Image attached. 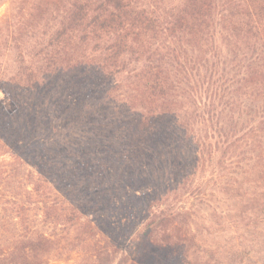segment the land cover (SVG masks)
<instances>
[{"label": "trees", "instance_id": "1", "mask_svg": "<svg viewBox=\"0 0 264 264\" xmlns=\"http://www.w3.org/2000/svg\"><path fill=\"white\" fill-rule=\"evenodd\" d=\"M0 264H264V0H0Z\"/></svg>", "mask_w": 264, "mask_h": 264}, {"label": "rangeland", "instance_id": "2", "mask_svg": "<svg viewBox=\"0 0 264 264\" xmlns=\"http://www.w3.org/2000/svg\"><path fill=\"white\" fill-rule=\"evenodd\" d=\"M9 10V3H5L0 6V20L8 13ZM58 264V263H53ZM59 264H75L73 261L71 262H61Z\"/></svg>", "mask_w": 264, "mask_h": 264}]
</instances>
